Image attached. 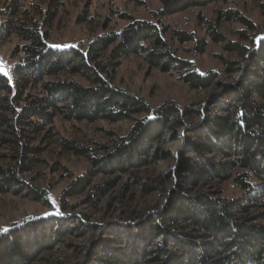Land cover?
Segmentation results:
<instances>
[{"label": "trees", "instance_id": "16d2710c", "mask_svg": "<svg viewBox=\"0 0 264 264\" xmlns=\"http://www.w3.org/2000/svg\"><path fill=\"white\" fill-rule=\"evenodd\" d=\"M217 1L226 0H160L162 8L157 17ZM1 15L0 40L17 36L20 43L14 52L19 60L11 75L0 71V140L10 150L9 162L0 163V192L50 204L43 190L29 184L25 174L43 162V149L32 143L58 112L88 121L133 120L131 130L113 148L98 144L104 152L101 156L87 153L88 148L73 141L62 143L64 151L88 156L98 170L74 179L62 193L60 207L64 208L71 197L86 195L92 202L103 195L111 183L92 188L98 172H130L172 157L159 144L181 137L185 148L179 152L172 172L177 186L165 194L161 210H147L134 222H112L102 227L100 237L88 246L85 264H264V224L248 216L254 201L264 192V39L247 46L228 40L214 26L208 30L214 42L223 43L241 59L223 60L225 73L240 71L233 83L226 84L217 72H198L191 62L175 56L166 38L170 29L158 22L134 21L119 32L97 36L82 49L49 42L57 16L54 2L47 7H26L22 0H11ZM222 15L227 21L256 29L238 10L228 9ZM172 35L182 43L195 41L198 53L205 51V41L195 40L191 33L173 30ZM240 35L255 42L245 30ZM112 46L110 58L114 61L103 64L102 56ZM133 54H145L153 67L163 71L175 70L193 89L218 86L223 93L213 98V106L198 110L173 100L152 107L145 98L111 82L110 73L119 65L115 60ZM62 73L80 76L89 86L76 80H45ZM33 84L41 85V93H28ZM65 102L71 104L65 105L66 111ZM213 107L219 114L212 113ZM196 114L202 121L187 126L186 134L180 133L187 119ZM212 155L230 160L215 163ZM236 167L242 171L234 176L228 173ZM218 178L232 179L244 194L236 198L221 191H198ZM143 187L145 191L152 189L146 183ZM76 222L80 224L72 217L50 213L7 228L0 232V264H34L68 235L83 233L85 228Z\"/></svg>", "mask_w": 264, "mask_h": 264}, {"label": "rangeland", "instance_id": "374dc122", "mask_svg": "<svg viewBox=\"0 0 264 264\" xmlns=\"http://www.w3.org/2000/svg\"><path fill=\"white\" fill-rule=\"evenodd\" d=\"M10 1L0 0V21L3 19L1 11ZM22 1L26 7L30 4H42L47 7L54 2L57 16L50 30L49 42L59 47L75 46L86 49L97 36L105 32H119L134 21L158 22L170 29L166 38L175 56L191 62L193 69L198 72H217L220 80L226 84L233 83L240 76V71H235L233 75L225 73L223 60L241 59L235 53L226 50L223 43L214 42L208 30L214 26L228 40L242 42L247 46L257 45L259 38L264 36V0L217 1L160 18L157 17L162 8L160 0ZM228 9L241 12L255 24L256 29L253 31L243 23L225 20L222 14ZM173 30L191 33L195 40L203 39L206 44L205 51L198 53L195 41L182 43L173 38ZM244 30L255 42H249L241 37L240 31ZM19 43L17 36L5 41L0 40V69L7 71L8 75H11V69L19 60L18 57H14ZM112 48L113 46L102 56L103 64L114 61L110 58ZM115 61L119 65L110 73L111 82L121 89L145 98L152 107L173 100L182 107L190 106L198 110L204 106H213V98L223 93L218 86L210 89H193L180 79L181 74L175 70L163 71L153 67L145 59V54H133ZM45 80H76L84 86H89V83L80 76L67 73L47 76ZM28 93L34 95L41 93V85H31ZM65 105L71 104L66 102L63 104V110L66 111ZM212 113L219 114L215 107ZM201 121L202 116L196 114L187 119L186 125L182 126L179 132L186 134L187 126L199 124ZM133 123V120L118 122L79 120L58 112L53 121L44 127L43 132L35 135L32 145L43 149L41 158L44 160L32 172L26 173L25 179L33 187L42 189L50 204L32 200L25 195L0 192V232L28 218L50 213L79 220L80 224L77 222L76 224L85 230L83 233L74 232L68 235L62 243L46 252L44 257L34 264H85L89 258L88 246L100 237L102 227L112 222H134L143 217L145 211L161 210L164 207L165 194L175 189L178 182L172 172L176 169L179 152L185 148V141L181 137L173 142L164 141L159 144V148L171 152L172 157L161 158L156 163L132 169L130 172H98L93 179L92 188L111 183L103 195L95 197L92 202L88 201L86 195L71 197L67 199L64 208L60 207L61 195L69 184L78 176L96 169L88 156L66 152L62 143L66 140L73 141L88 148L87 153L101 156L104 152L98 149V144L113 148L115 142L128 134ZM9 153L10 150L4 147L0 140L1 164L9 162L10 158L7 156ZM189 155L192 156L191 153ZM211 158L215 163L230 160L224 155H212ZM241 171L240 167H236L228 173L234 176ZM144 183L150 185L152 189L145 191ZM197 189L221 191L224 196L236 198L244 194L243 190L235 186L232 179L210 180L209 184ZM188 190L195 192L193 188ZM248 216L253 217L255 222L264 224V192L254 201ZM150 264L158 263L155 261Z\"/></svg>", "mask_w": 264, "mask_h": 264}, {"label": "snow or ice", "instance_id": "6c2138e0", "mask_svg": "<svg viewBox=\"0 0 264 264\" xmlns=\"http://www.w3.org/2000/svg\"><path fill=\"white\" fill-rule=\"evenodd\" d=\"M0 71H3L4 75H8L7 71L3 70V69H0ZM3 231H7V229H3Z\"/></svg>", "mask_w": 264, "mask_h": 264}, {"label": "water", "instance_id": "95a60500", "mask_svg": "<svg viewBox=\"0 0 264 264\" xmlns=\"http://www.w3.org/2000/svg\"><path fill=\"white\" fill-rule=\"evenodd\" d=\"M261 39H264V36L260 37L258 42H260Z\"/></svg>", "mask_w": 264, "mask_h": 264}]
</instances>
